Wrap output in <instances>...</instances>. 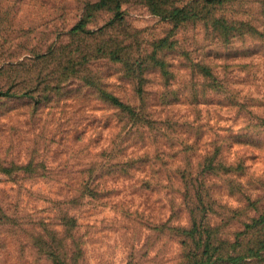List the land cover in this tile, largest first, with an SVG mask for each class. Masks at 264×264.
Returning <instances> with one entry per match:
<instances>
[{
	"label": "rangeland",
	"instance_id": "1",
	"mask_svg": "<svg viewBox=\"0 0 264 264\" xmlns=\"http://www.w3.org/2000/svg\"><path fill=\"white\" fill-rule=\"evenodd\" d=\"M0 91V264H264V0H0Z\"/></svg>",
	"mask_w": 264,
	"mask_h": 264
},
{
	"label": "trees",
	"instance_id": "2",
	"mask_svg": "<svg viewBox=\"0 0 264 264\" xmlns=\"http://www.w3.org/2000/svg\"><path fill=\"white\" fill-rule=\"evenodd\" d=\"M220 1H223V0H220ZM173 16L176 17L177 21H181V22H187L189 20L197 21V20H201V19L202 20L207 19L209 22L212 23V25H215L216 23L220 22L218 19L213 17L214 15L206 16V17H199V15L196 16L193 14H189L184 9H175L173 12ZM207 69L209 70V68H207ZM25 94L26 93H24V96H25ZM12 96H15V94L10 93L9 91H4V92L0 91V101L5 97H12ZM106 98H107L106 101L110 106L115 107L116 109H119L121 111L127 110L126 107L124 106V104L116 96H114L112 94H108L106 96ZM89 186H90V183L85 182V181L78 183L77 189L75 190L76 194L80 195L81 198L83 197V200L86 199L89 195Z\"/></svg>",
	"mask_w": 264,
	"mask_h": 264
}]
</instances>
